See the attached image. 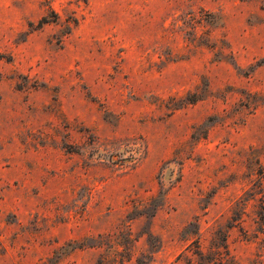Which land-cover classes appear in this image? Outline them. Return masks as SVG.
<instances>
[{
    "label": "rangeland",
    "instance_id": "374dc122",
    "mask_svg": "<svg viewBox=\"0 0 264 264\" xmlns=\"http://www.w3.org/2000/svg\"><path fill=\"white\" fill-rule=\"evenodd\" d=\"M0 264H264V0H0Z\"/></svg>",
    "mask_w": 264,
    "mask_h": 264
}]
</instances>
